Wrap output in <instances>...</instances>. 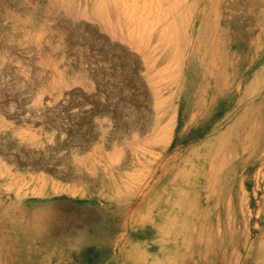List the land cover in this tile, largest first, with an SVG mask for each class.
I'll list each match as a JSON object with an SVG mask.
<instances>
[{"label": "rangeland", "instance_id": "1", "mask_svg": "<svg viewBox=\"0 0 264 264\" xmlns=\"http://www.w3.org/2000/svg\"><path fill=\"white\" fill-rule=\"evenodd\" d=\"M56 263L264 264V0H0V264Z\"/></svg>", "mask_w": 264, "mask_h": 264}, {"label": "bare ground", "instance_id": "2", "mask_svg": "<svg viewBox=\"0 0 264 264\" xmlns=\"http://www.w3.org/2000/svg\"><path fill=\"white\" fill-rule=\"evenodd\" d=\"M83 15V14H82ZM192 65V64H191ZM195 68V67H194ZM188 70V69H187ZM193 70V69H192ZM195 71V70H194ZM202 74H203V72H202ZM187 75V74H186ZM193 75V74H192ZM197 76V75H196ZM201 76V75H200ZM202 78V77H201ZM257 80H259L260 79V76L258 75L257 77ZM251 81H252V79H251ZM190 82V81H189ZM200 84V83H199ZM198 86V85H197ZM195 88V87H194ZM198 88H199V86H198ZM198 90V89H197ZM203 90V89H202ZM191 91V90H190ZM192 92V91H191ZM188 95V94H187ZM175 96V95H174ZM189 101V100H188ZM191 103V102H190ZM189 104V103H188ZM194 104V103H193ZM160 105V104H159ZM187 105V104H186ZM180 106H181V104H180ZM184 106V105H183ZM157 109V108H156ZM157 113H158V111H157ZM179 113V112H178ZM183 113V112H182ZM185 113V112H184ZM156 116V115H155ZM178 117V116H177ZM185 117V116H184ZM155 122V121H154ZM154 124V123H153ZM176 124V123H175ZM157 125V124H156ZM156 125H155V128H156ZM160 125V124H159ZM158 125V126H159ZM164 131V130H163ZM159 132V131H158ZM161 136V135H160ZM157 138V137H156ZM171 139V138H170ZM159 157V156H158ZM162 158V157H161ZM160 157H159V159H161ZM156 159H158V158H156ZM150 193V192H149ZM118 197V196H117ZM117 197H116V199H117ZM120 198H121V196H119ZM127 199V198H126ZM113 200H115V199H113ZM125 200V199H124ZM123 201V200H122ZM147 202V201H146ZM126 205H127V203H126ZM58 209V208H57ZM50 210H54V211H56V208L54 209V208H52L51 207V209L49 208V207H43V208H38L37 210H35V217H44V216H46V214L50 211ZM67 210H68V208H67ZM122 210V209H121ZM54 213V212H53ZM59 213V212H58ZM120 213V212H119ZM127 213V212H126ZM60 214V213H59ZM115 215V214H114ZM53 217H54V215H53ZM75 218V217H74ZM116 219V218H115ZM155 219V218H154ZM152 220V219H151ZM35 221V220H34ZM54 221V220H53ZM63 224V223H62ZM70 224H71V222H70ZM146 224V223H145ZM60 225V224H59ZM58 225V226H59ZM147 225V224H146ZM61 226V225H60ZM118 226V225H117ZM78 227V226H77ZM49 228V227H48ZM52 228V227H51ZM59 228V227H58ZM159 228V227H158ZM60 229V228H59ZM118 229V228H117ZM49 230V229H48ZM67 230V229H66ZM154 230V229H153ZM65 231V230H64ZM124 231V230H123ZM132 231V230H131ZM116 232V231H115ZM53 234V233H52ZM56 234V233H55ZM179 236L180 235H178V234H174L173 235V240H174V245H175V247L176 248H178V243H179ZM46 237V236H45ZM115 238V237H114ZM118 240V239H117ZM44 242V241H43ZM126 243V242H125ZM140 243V242H139ZM138 243V244H139ZM39 244V243H38ZM127 244V243H126ZM136 244V243H135ZM153 244V243H152ZM118 245V244H117ZM116 245V246H117ZM138 246H140V244L138 245ZM137 246V247H138ZM57 248V247H56ZM127 248V247H126ZM47 249V248H46ZM49 249V248H48ZM50 250V249H49ZM168 250V249H167ZM54 251V250H53ZM123 251V250H122ZM131 251V250H130ZM129 251V252H130ZM133 251V250H132ZM138 251V250H137ZM157 251V250H156ZM51 253V252H50ZM54 253V252H53ZM163 253V252H162ZM42 254V253H41ZM56 254H58V252L56 253ZM119 254H120V252H119ZM118 254V255H119ZM52 255V254H51ZM122 255V254H121ZM145 255H146V251H145ZM160 255H161V253H160ZM166 255L167 254H165V257H166ZM44 256V255H43ZM163 256V255H162ZM144 257H146V256H144ZM153 257V256H152ZM176 257H177V254H176ZM55 258V257H54ZM133 259V258H132ZM135 259V258H134ZM160 259V258H159ZM164 259V258H163ZM177 259H178V257H177ZM176 259V260H177ZM120 260H121V258H120ZM146 261V260H145ZM162 261V260H161ZM133 262H134V260H133ZM153 262H155L156 263V261H154L153 260ZM163 262V261H162ZM61 263V262H60ZM151 263V262H150ZM166 263H167V261H166ZM56 264H58V263H56ZM138 264V263H137ZM152 264H154V263H152Z\"/></svg>", "mask_w": 264, "mask_h": 264}]
</instances>
